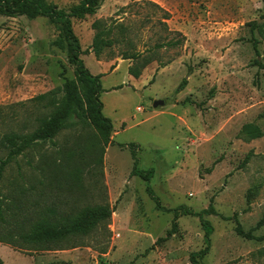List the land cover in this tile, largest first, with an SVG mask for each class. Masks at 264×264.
I'll return each instance as SVG.
<instances>
[{"label": "rangeland", "instance_id": "rangeland-1", "mask_svg": "<svg viewBox=\"0 0 264 264\" xmlns=\"http://www.w3.org/2000/svg\"><path fill=\"white\" fill-rule=\"evenodd\" d=\"M47 1L66 12L79 2ZM70 20L85 67L101 75L112 141L102 154L93 128L77 123L33 145L6 166L3 201L8 217L28 221L100 203L113 212L83 243L0 242V264H189L205 246L197 214L212 226L199 264H264V240L235 232L237 220L264 235V0H100L94 13ZM95 21L114 40L98 57ZM60 35V23L45 16L0 15V141L33 130L48 112L33 97L75 77L66 50L53 44ZM137 52L152 60L135 78V60L123 57ZM156 99L165 104L152 107ZM248 124L262 134L247 139ZM134 160L147 180L131 174ZM154 197L194 214L180 213L172 227L173 213Z\"/></svg>", "mask_w": 264, "mask_h": 264}, {"label": "trees", "instance_id": "trees-1", "mask_svg": "<svg viewBox=\"0 0 264 264\" xmlns=\"http://www.w3.org/2000/svg\"><path fill=\"white\" fill-rule=\"evenodd\" d=\"M99 1L79 0L76 5L71 7L69 12H66L58 9L56 5L47 0H0V15H25L29 18L45 16L53 23H60L61 35L53 40V44L65 49L68 61L75 66L74 78L65 80L60 87L33 97L36 101H44L43 104L48 109L47 114L38 119V124L33 130L21 133L11 131L1 139V148L6 153L5 157H0V182L3 179L6 166L17 156L25 153L39 142L53 140L63 129L72 127L77 123L81 124L82 127L93 128L96 140L102 144V154L105 147L112 141V121L102 113V102L99 99V93L102 90L100 82L101 75H92L85 67L80 57L82 50L70 20L71 16L81 17L85 14L94 13L99 5ZM255 24L256 22L252 21L250 23L251 28ZM100 25V21L93 23L96 32L93 36L91 49L96 57L99 56L104 47L110 46L114 42L112 37H108L111 33V28L104 29ZM176 43L167 42L166 45L173 46ZM252 46L258 55L256 40H253ZM123 58H133L135 60L128 66V73L135 78L140 75L142 69L152 60L149 55H142L139 52L131 53L129 56H124ZM255 62L262 66V63L257 59H255ZM186 81V78H183L178 88H183ZM74 118H76V121ZM242 132L244 135L246 134L245 137L247 139H252L262 134L258 127L252 126L251 124L244 125ZM131 174L141 176L146 180L149 177L146 171H141L136 168V160H134ZM148 191H150L149 188ZM3 197L4 194L0 186V225H12L10 222H12L13 217H15V221L12 222L14 226L7 231L2 232L0 229V242L18 247L50 248L53 245L70 240L80 241L81 238L90 235L97 227L101 226L102 228H106L113 212V207L108 203H100L93 206H84L76 212L57 217L51 216V214H55L54 210H48L44 213V216L34 221H28L29 217L26 216L11 215L8 217V209L5 208ZM151 197L153 198V196ZM154 199L158 209L173 213L172 227H175L176 218L180 213L194 214L193 211L184 207L176 209L164 208L158 203L155 197ZM17 212L19 211L17 210ZM197 215L200 217L204 230L205 246L199 251L190 253L189 264H199V259L207 253L210 245L209 237L212 232V226L200 214ZM263 223L264 214L258 221V224ZM235 232L244 237L264 240V235L255 236L251 233L244 232L237 220ZM170 234L171 229L166 231V236ZM159 239L161 240L162 238H158L157 241ZM80 242L83 243L82 241ZM78 245L80 244L71 243L68 246L75 247ZM261 253L264 254V246Z\"/></svg>", "mask_w": 264, "mask_h": 264}, {"label": "water", "instance_id": "water-1", "mask_svg": "<svg viewBox=\"0 0 264 264\" xmlns=\"http://www.w3.org/2000/svg\"><path fill=\"white\" fill-rule=\"evenodd\" d=\"M165 104V101L163 99H156L152 103V107H158L163 106Z\"/></svg>", "mask_w": 264, "mask_h": 264}]
</instances>
